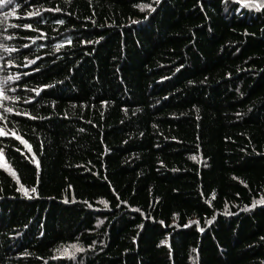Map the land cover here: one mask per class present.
<instances>
[{"label":"trees","instance_id":"trees-1","mask_svg":"<svg viewBox=\"0 0 264 264\" xmlns=\"http://www.w3.org/2000/svg\"><path fill=\"white\" fill-rule=\"evenodd\" d=\"M0 91V264H264V0H12Z\"/></svg>","mask_w":264,"mask_h":264},{"label":"snow or ice","instance_id":"snow-or-ice-1","mask_svg":"<svg viewBox=\"0 0 264 264\" xmlns=\"http://www.w3.org/2000/svg\"><path fill=\"white\" fill-rule=\"evenodd\" d=\"M158 2V0H157ZM12 3V0H0V6H7L10 5ZM13 11H15V9H13ZM62 22V21H61ZM26 28H30V25H25ZM13 79H16L15 77H13ZM0 98H5L4 96V92L0 91ZM25 103H31V101H25ZM7 112H12L11 108L5 109ZM17 115H25L28 116V113L24 112V113H16ZM29 118H33V117H29ZM81 131H83V129H81ZM8 135H11L14 139L20 141L21 143H24L26 147H30V145L27 144L26 141H24L22 139V137H20L19 135H17L16 133H6L3 129H0V137H6ZM0 158H2V154H0ZM32 191H35V189H32ZM261 203H264V201H261ZM185 227H187V225H185ZM201 231H203V229H200ZM73 249H76L77 251H82V249L77 248L76 245H72L71 246Z\"/></svg>","mask_w":264,"mask_h":264}]
</instances>
